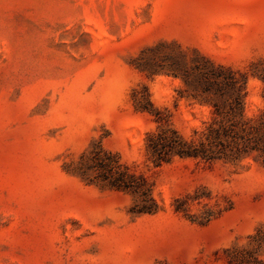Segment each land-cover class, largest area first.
Here are the masks:
<instances>
[{"label":"rangeland","instance_id":"374dc122","mask_svg":"<svg viewBox=\"0 0 264 264\" xmlns=\"http://www.w3.org/2000/svg\"><path fill=\"white\" fill-rule=\"evenodd\" d=\"M240 86L258 116L264 0H0V264H264L262 161L147 152Z\"/></svg>","mask_w":264,"mask_h":264},{"label":"trees","instance_id":"16d2710c","mask_svg":"<svg viewBox=\"0 0 264 264\" xmlns=\"http://www.w3.org/2000/svg\"><path fill=\"white\" fill-rule=\"evenodd\" d=\"M222 82L231 89H235L239 83V81H203V93L208 96L212 93V86ZM244 84L246 85V82ZM241 90L240 86L227 113L220 111L218 104H214L216 116L213 122L207 123L201 130L196 129L194 137L190 140L173 129L149 133L147 135L149 157L157 165L176 155L206 161L221 159L236 161L253 155L255 159L264 163V110L256 117H246L245 97L241 95ZM96 156V163L99 168L107 170L114 187L139 193L155 202L145 178L131 174L127 168L123 169L121 164L105 161L99 155Z\"/></svg>","mask_w":264,"mask_h":264}]
</instances>
